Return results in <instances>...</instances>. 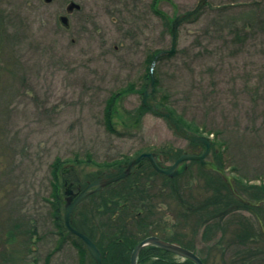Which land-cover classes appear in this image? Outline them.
I'll return each instance as SVG.
<instances>
[{
    "label": "rangeland",
    "instance_id": "rangeland-1",
    "mask_svg": "<svg viewBox=\"0 0 264 264\" xmlns=\"http://www.w3.org/2000/svg\"><path fill=\"white\" fill-rule=\"evenodd\" d=\"M70 1L81 9L68 12ZM153 1L0 0V264L5 262L3 250L18 258L7 264H65L64 260L72 264L71 259L77 264L74 248L67 245L57 252L56 237L50 239L55 230L52 168L56 159L83 186L89 175L115 173L119 169L114 164L141 151L199 149L177 135L164 117L141 109L148 56L170 48L172 42L162 18L151 8ZM198 1L161 0L158 8L173 19ZM209 3L196 20L180 26L176 54L157 61L153 75L159 86L151 102H162L167 95V104L198 125L200 131H191L211 137L210 159L218 153L234 179L242 176L246 183L261 184L264 26L242 32L240 38L231 30L257 20L251 7L259 5L257 14L262 16L264 0ZM226 3L234 5L219 14L217 8ZM61 15H68V27L61 23ZM124 89L128 91L118 101L116 132H110L106 101ZM164 159L166 167L173 162ZM191 168L180 183L200 176L197 164ZM155 181L161 185L160 178ZM66 188L63 184L65 202ZM153 203L164 214L162 223L175 225V204L162 198H154ZM85 205L83 200L74 211ZM24 209H33L41 218V242L36 250L30 244L29 253L23 245L27 236L12 230ZM241 214L258 221L254 212L244 209ZM176 228L191 231L192 225ZM195 245L200 256L211 253L212 264L234 256L233 249L224 256L219 248L210 251L200 236ZM249 246L253 249L245 254H256L254 264H264V243ZM79 250L82 264L95 263L81 244Z\"/></svg>",
    "mask_w": 264,
    "mask_h": 264
},
{
    "label": "trees",
    "instance_id": "trees-1",
    "mask_svg": "<svg viewBox=\"0 0 264 264\" xmlns=\"http://www.w3.org/2000/svg\"><path fill=\"white\" fill-rule=\"evenodd\" d=\"M160 1L154 0L151 8L154 13L162 18L164 29L172 34L173 19L158 8ZM208 5H210L209 2L206 6ZM233 5L232 3H226L218 7L217 10L222 15L225 11H229ZM205 7L198 15L188 21L196 20L204 12ZM251 10L252 13H256L254 17L257 16V20L254 19L251 22H243V24L234 26L231 31L237 38L241 37L242 32L253 30L254 27L264 26V14L262 16L257 14L260 11V6L251 7ZM229 16L234 17L236 14H229ZM160 50H154L148 56L149 66L144 89L147 88L150 82V66L153 58ZM175 54L176 52L165 57L170 58ZM165 57H161L159 60ZM158 86L159 79L156 77V92ZM124 91L128 90L115 92L107 98L105 123L110 132H116L115 117L118 111V101ZM156 92L150 96V100L155 97ZM162 98V102H156L159 107L169 110L177 122L188 130L193 128L199 130L194 120H190L192 123L188 122L182 113H178L172 105L166 103L168 100L167 95ZM141 109L148 111L143 105H141ZM139 120L140 117H136V123ZM158 152L163 153L165 157L173 161L182 154L181 149L166 150L161 148ZM128 159H122L119 163L114 164L119 172L123 171L125 167L123 163H127ZM214 160L224 167L222 158L218 153L214 154ZM62 164L63 161L58 158L54 161L52 168L54 224L57 226L62 238L66 235L73 236L74 241L82 245L91 263H93L94 258L84 241L68 232L65 227L61 188L65 181L68 183L74 181L75 185H78L79 181L72 172H67L65 168L62 169ZM194 164L198 165L200 176L191 178V181L180 183L179 180L188 170L192 169L191 167ZM159 165L166 167L162 163H159ZM99 173L100 171L95 175H89L88 180L95 179ZM157 178L162 180L159 186L156 185L155 180ZM246 182L248 180H245L242 176L235 177V186L241 195L251 200L264 198V182L261 184ZM85 185L86 183L83 186ZM154 198H162L175 204L174 216L177 218L175 225L169 227L166 221L162 223L164 214L162 212V214H159L157 204L153 203ZM85 200L87 201L86 207L76 209L71 216V222L75 228L96 242L103 256L102 264H130L133 248L140 241L152 235L180 244L195 252H197L195 238L197 239L199 236L200 240L208 245L210 251L213 248H219V252L223 256L233 249V258L229 261L223 258V264H254L258 258L257 255L252 254L253 257L246 255V249L247 252L253 249L249 246L250 243H260V241L264 243V233L259 227L258 221H255V219L252 221L241 214V210H249L257 213L264 222V203L260 206H252L241 201L218 173L203 169L195 160L189 162L183 174L172 178L156 171L150 161L145 159L143 164L138 168L134 167L126 178L109 184L103 190L91 194ZM79 218L85 219L84 222L80 223ZM190 224L192 225L191 231H182L180 228H176L178 225L187 227ZM18 226L16 224L13 229H17ZM210 254L208 252L205 256H200L204 264H212ZM82 260H84L83 257ZM138 263L195 264L190 259L182 260L175 257V254L155 245H148L140 251Z\"/></svg>",
    "mask_w": 264,
    "mask_h": 264
},
{
    "label": "water",
    "instance_id": "water-1",
    "mask_svg": "<svg viewBox=\"0 0 264 264\" xmlns=\"http://www.w3.org/2000/svg\"><path fill=\"white\" fill-rule=\"evenodd\" d=\"M46 2H51V0H45ZM209 0H199L196 6L187 11L178 14L172 21V42L171 47L169 49L161 50L159 51L153 58V61L151 63V78L150 82L148 84V87L143 92L142 96V105L145 106L150 112L164 117L167 119L169 125L174 129L175 133L181 136L182 138H185L193 143H197L200 145H204L205 149L201 154H192L189 152L188 149H184L183 153L178 157V159L169 167H162L159 165V163L162 161V155L160 153L154 152V151H143L140 154H138L135 158L130 160L125 169L114 176H106V172L101 173L98 177H96L94 180L89 181L87 185L81 190L80 193L76 194L71 189V183L67 185V188L65 190L66 195V202H65V208H64V221L67 229L73 233L79 236L86 244L89 252L91 253L92 257L95 260L94 264H102V253L95 243L89 236L84 234L83 232L77 230L71 222V215L75 208L88 196H90L93 193L99 192L103 190L107 185L119 181L121 179H124L128 176L131 169L133 167H140L145 159H148L151 163V165L154 167L156 171H158L161 174L167 175L169 177H176L181 174H183L187 167H188V161L191 160H198L200 162V165L203 169L209 170V171H215L221 175V177L224 179V181L227 183V185L230 187L234 195H236L241 201L252 205V206H260L262 203H264V198L259 200H251L247 199L243 195H241L236 186H235V180L234 177L226 172V170L218 165L213 159L207 158L209 155L210 149H211V138L206 135H199L194 132L188 131L186 128L181 126L176 119L172 116V114L164 108L158 107L156 104L152 103L149 100V97L155 92V77L153 75V70L155 68V65L159 58L171 55L175 53L177 49L178 44V36H179V27L182 23L186 22L190 18L197 15L207 4ZM80 5L71 2L67 6V11L72 12L74 9H79ZM61 23L65 26H69V18L67 15H62L60 17ZM262 232L264 233V222L262 218L256 213L255 214ZM148 245H155L158 246L166 251L172 252L178 256H181L186 259L192 260L195 264H204L202 258L197 255L192 250L179 245L177 243L169 242L166 240L161 239L158 236L152 235L148 236L142 241H140L132 250L131 257H130V264H139L138 263V257L140 254V251L148 246Z\"/></svg>",
    "mask_w": 264,
    "mask_h": 264
},
{
    "label": "flooded vegetation",
    "instance_id": "flooded-vegetation-1",
    "mask_svg": "<svg viewBox=\"0 0 264 264\" xmlns=\"http://www.w3.org/2000/svg\"><path fill=\"white\" fill-rule=\"evenodd\" d=\"M80 9L81 8H79L77 10H80ZM193 145H196L197 147H199V149H188L190 153H192V154H201L204 151V146L203 145H200V144H193ZM176 160H177V158L172 162V164ZM195 161H197L200 164V162L198 160H195ZM127 163H128V161H127ZM127 163H123V166H126ZM172 164H170V165H172ZM66 170H67V172H71L69 169H66ZM103 172H106V176H114V175H117V174L120 173L119 170H116L115 173H114V171H112V172L102 171V172H100V174L103 173ZM89 181H92V180L86 181V185H87V183ZM65 182H67V181H65ZM70 183H71V189L76 194L80 193L81 190L86 186V185L85 186H81V185H79L80 183L78 185H75L74 181H70L68 184H70ZM63 202H64V200H63ZM24 210H25L24 213H22V214L20 213V219L18 221L16 220V222H17L16 224L19 225L18 229L14 228L12 230H14L15 232H18V235L22 234V235H26L27 236V239H25V241H27V242H25V244L23 243V245H24V247L26 245V249L28 250L27 253H29L31 251L30 244H32V250L33 249L36 250V247L41 242V229H40V227H41L40 226L41 218H40L39 214H37L33 209L32 210L24 209ZM52 217H53V215H52ZM53 219H54V217H53ZM63 219H64V211H63ZM53 223H54V221H53ZM16 224L12 225V228ZM54 227H55L54 228L55 230H54V232L51 233L52 236H50V239L51 238L53 239L54 237H56V239H53V241L55 242V246H54L55 250L57 252L61 251V250H65L63 248L65 246L67 247V245L72 247V248H74L76 250V252H77V255H78L77 261L75 263L82 264V262L80 261V257L81 256H79V254L81 253V252H79L80 251L79 250V242H75L73 236L66 235L64 238H62L61 235L59 234L55 224H54ZM6 252H7V250L6 251L5 250L2 251V254H3L2 256H4V258H5L4 259L5 260L4 264H7L6 262H9L10 258H15V259L17 258L16 256L15 257L14 256H10L9 253L7 254ZM175 257H178V256L175 255ZM182 260H184V259H182ZM71 261H73L71 263L74 264V260L71 259ZM94 262H95V260H94ZM64 263L65 264H69L68 261H66V260H64Z\"/></svg>",
    "mask_w": 264,
    "mask_h": 264
},
{
    "label": "bare ground",
    "instance_id": "bare-ground-1",
    "mask_svg": "<svg viewBox=\"0 0 264 264\" xmlns=\"http://www.w3.org/2000/svg\"><path fill=\"white\" fill-rule=\"evenodd\" d=\"M65 202V201H64ZM85 234V233H84ZM88 236V235H87ZM94 241V240H93ZM96 243V242H95ZM70 259H71V257H70Z\"/></svg>",
    "mask_w": 264,
    "mask_h": 264
}]
</instances>
